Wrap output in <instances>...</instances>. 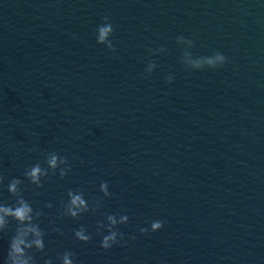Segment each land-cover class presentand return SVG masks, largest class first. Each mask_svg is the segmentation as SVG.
I'll return each instance as SVG.
<instances>
[{
    "label": "water",
    "instance_id": "95a60500",
    "mask_svg": "<svg viewBox=\"0 0 264 264\" xmlns=\"http://www.w3.org/2000/svg\"><path fill=\"white\" fill-rule=\"evenodd\" d=\"M105 16L114 52L95 42ZM184 51L227 62L188 70ZM50 151L71 171L36 188L23 171ZM0 175L44 213L37 264L64 250L77 264H264V0H0ZM77 188L102 207L60 218ZM111 213L129 222L104 251L95 225Z\"/></svg>",
    "mask_w": 264,
    "mask_h": 264
},
{
    "label": "clouds",
    "instance_id": "9594fccd",
    "mask_svg": "<svg viewBox=\"0 0 264 264\" xmlns=\"http://www.w3.org/2000/svg\"><path fill=\"white\" fill-rule=\"evenodd\" d=\"M114 28L110 18L105 16L103 22L95 29V42L102 45L110 51H115L111 39ZM176 43L193 47V41L184 36H177ZM164 51L163 48L155 49L153 54ZM227 62L226 56L221 52H214L211 55L193 58L192 54L184 51L182 54V63L188 70H202L204 68L216 69ZM156 68L154 62H149L145 68L146 73H151ZM173 77H166V83H171ZM42 159L25 168L23 171L24 180L29 184L40 188L43 182L50 175H58L63 179L71 171V166L66 157L59 155L55 151L42 153ZM24 181L13 177L5 184L3 175H0V235L4 234L14 223V231L8 241L6 255L0 258V264H37L36 253H43L46 248V239L48 232L42 227L41 217L43 211L34 208L33 204L24 197L22 185ZM7 192L11 200H6L3 193ZM99 192L103 197L112 195L109 191V184L102 181L99 184ZM45 208H52L51 203L44 205ZM102 207V200L86 198L85 192L81 189H68L65 193V199L61 202L59 209L60 218L79 219L86 213L95 215ZM129 222V216L121 213L103 214V218L96 225V232L100 236L99 247L108 251L114 246L125 242V235L119 230V226ZM50 224L55 221L50 220ZM163 227V221L153 220L148 227H141L140 233L157 232ZM61 236L63 232L60 229H54ZM73 238L87 244L92 240V233L81 224L73 231ZM43 264H77L75 254L70 250H64L58 253L54 259L47 258Z\"/></svg>",
    "mask_w": 264,
    "mask_h": 264
}]
</instances>
